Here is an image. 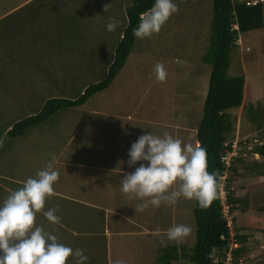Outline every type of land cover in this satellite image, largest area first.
I'll list each match as a JSON object with an SVG mask.
<instances>
[{"label": "rangeland", "instance_id": "1", "mask_svg": "<svg viewBox=\"0 0 264 264\" xmlns=\"http://www.w3.org/2000/svg\"><path fill=\"white\" fill-rule=\"evenodd\" d=\"M130 3L131 0H0V73L4 72L3 80L0 78V178L7 176L22 182L29 177L35 178L37 172L46 167V161L49 163L52 155L56 157L59 153H62L59 157L62 162L74 158L77 161L84 155L81 160L110 168L118 166L114 163L121 159V168L131 173L140 163H146L141 161L129 167L128 152L134 141L130 138L122 141L121 148L114 145L119 141V135L110 129L119 126L117 119L106 118L103 113L85 118L91 109L129 112L134 105H138L139 113H146L149 103L153 102L151 108H158L156 113L160 115V122L168 124L175 119L172 113L176 104L180 106V112L185 109L184 106L187 108L191 105V111L184 110V117L176 119L177 127L182 120L187 123L176 129L182 132L178 138L187 144L189 136L184 135L187 130L183 128L195 130L198 125L211 71L209 65H203L202 58L209 46L212 0H175L179 11L169 18L159 34L143 39L135 37L124 67L108 88L92 95L85 105L59 110L43 123L28 128L22 136H7L15 122L38 114L45 101L52 98L76 99L88 86L104 78L120 35L126 28L125 9ZM108 4L110 6L104 9ZM262 7L263 27L239 36L237 46L230 54L227 71L230 77L245 78L243 106L230 110L237 119L232 139L234 142L255 139L256 145L264 143V0ZM110 18L120 22L113 32L106 30ZM157 62H162L166 69L164 82L156 80L154 67ZM180 94L183 100L176 103ZM79 120L86 121L81 126L80 135L86 137V144L81 145L79 140L72 139L63 149ZM122 122L119 123L123 124V129H127L125 121ZM87 127L89 132L85 133ZM108 128L109 131H106ZM165 131L171 135L174 132L162 124L149 132L162 135ZM191 135L192 144L195 145L196 137L194 133ZM89 140L93 145L88 144ZM234 165L236 175L226 173L224 178H231L229 189L234 191L235 196L248 200L249 210H237L232 214L224 212L226 220L230 221L228 225L233 237L229 243L231 250L226 254L231 261L225 260V264H264V158L251 154L245 156L243 164L236 162ZM75 168L60 164L54 167L60 175H64V172L73 173V176L77 172L75 176L79 177L88 175L86 170ZM1 182L11 190L17 189L13 187L15 183L6 184L0 179ZM222 183L226 187L227 182L224 180ZM76 184L79 190L76 192L79 197L76 198L83 202L85 199L79 195L82 183L72 182L74 188ZM225 187L223 192L226 194ZM2 192L0 185V206L5 199L4 196L2 200ZM60 193L65 195L68 191L61 190ZM122 197L125 194L114 195L110 209H122L119 205L124 200ZM68 206L67 213H72ZM194 206L195 199L180 198L172 205L162 203L159 208L149 206L144 211L132 210V216L128 215L130 219L125 221L130 228L129 224L135 220L142 230L153 228L167 231L174 225L183 224L191 228V233L179 242L168 240L167 232L163 231L153 237L146 234L137 236L139 241H145L146 246H143L144 250L138 246L133 248L134 257L127 252L125 263L146 264L150 259L155 260L158 253H153L154 247L166 249L182 245L185 252L190 253L196 239ZM235 235H247L246 242L238 244ZM149 240L153 244L151 247ZM237 247H242L243 253L234 262L231 251ZM140 252H143L142 257L139 256ZM113 256L121 258L123 249L113 250ZM105 262L103 257L98 264ZM154 264L161 263L158 261ZM171 264L192 262L181 259Z\"/></svg>", "mask_w": 264, "mask_h": 264}, {"label": "clouds", "instance_id": "2", "mask_svg": "<svg viewBox=\"0 0 264 264\" xmlns=\"http://www.w3.org/2000/svg\"><path fill=\"white\" fill-rule=\"evenodd\" d=\"M178 11L173 0H155L153 6L140 15L133 35L143 39L159 34ZM119 23L110 18L106 30L115 31ZM154 72L158 82L166 80L162 62L156 63ZM128 156L129 167L146 162L121 179V191L129 199L142 201L136 211H144L149 206L159 208L162 203L172 205L180 198L195 199L207 206L216 196L218 173L208 171L207 150L199 143L185 144L167 131L162 135L147 132L131 145ZM51 159L55 161V155ZM58 179L59 172L49 162L35 178H27L22 187L11 191L4 199L0 206V264H66L69 257L76 258L75 264H85L88 260L82 249L73 250L60 243L56 235L36 225V215L44 209L46 199L55 195L53 185ZM56 211H43L50 224L60 223ZM156 231L159 234V229ZM190 233L189 226L174 225L167 230V238L179 242ZM114 264H123V261L117 260Z\"/></svg>", "mask_w": 264, "mask_h": 264}, {"label": "trees", "instance_id": "3", "mask_svg": "<svg viewBox=\"0 0 264 264\" xmlns=\"http://www.w3.org/2000/svg\"><path fill=\"white\" fill-rule=\"evenodd\" d=\"M249 1V0H248ZM155 0H131L126 7L127 25L120 35L114 50L111 64L107 68L104 78L90 86L76 99L52 98L44 102L40 112L34 116L15 122L7 132L8 137L22 136L33 126H37L64 108L82 106L92 95L108 88L116 75L124 67L134 44L133 30L138 26L140 15L148 11ZM260 2L256 5H247V0H212L213 18L210 25L209 46L202 58V62L211 68L205 100L202 105V116L196 127V140L207 150L208 171L217 172V192L215 198L207 206H202L195 200V243L190 253L185 252L182 245L171 246L160 251L159 262L171 264L173 261L188 259L192 264H225L226 254L230 243V227L223 212L221 200L218 197V188L221 177L225 173L236 175L235 163L243 164L245 157H236L229 166L221 160L231 151L233 144L232 133L236 129V117L230 110L243 106L245 78L243 76H228L230 54L236 48V41L240 35L261 29L263 27V7ZM233 25L237 28L234 29ZM251 150L247 155L264 158V143L255 139L247 140ZM241 145V142H239ZM230 177L225 179V202L227 213L237 210H249L248 200L237 197L229 189ZM263 209V208H262ZM264 210V209H263ZM234 217H232L233 219ZM238 244L247 240V235H235ZM243 253L242 247L231 251L232 260L237 262ZM216 260V261H215Z\"/></svg>", "mask_w": 264, "mask_h": 264}, {"label": "crops", "instance_id": "4", "mask_svg": "<svg viewBox=\"0 0 264 264\" xmlns=\"http://www.w3.org/2000/svg\"><path fill=\"white\" fill-rule=\"evenodd\" d=\"M173 2H175V0H173ZM18 10L19 8L16 11ZM13 63H15V61ZM13 63L12 65H14ZM182 63H185V62H182ZM10 64L11 62L8 63L9 67H10ZM203 65H206V64L203 63ZM0 69H2V67H0ZM3 75H4V72L0 73L1 80H3V77H4ZM208 79H209V76L207 80ZM1 91L2 90L0 89V92ZM176 95H179V94L176 93ZM178 100L179 101L183 100L182 94H180V96L176 98V103L178 102ZM204 100H205V97L203 99V102ZM85 103L83 105H85ZM152 104L154 103L153 102L149 103L147 107V110L149 111H147L146 113L145 112L139 113L141 112L139 110L140 107L138 105H134V108L132 110H129V112L124 111V110L122 112L118 110H115V111L108 110V111L100 112V110L91 109L89 110L87 114H85L84 117L85 118L89 117V115L98 116L103 113V115L106 118L111 117L113 119H117L119 126H117L116 128H112L110 130L116 132L119 135L118 136L119 141L117 140L118 142L114 144L117 147H119L120 145L119 148L123 146V144H121L122 141H127L130 138L132 141L136 142L138 137H140L143 134H146L147 132L150 131V129H155V127L157 126L161 127V124L164 125L165 128L172 129L174 131L172 134L175 137H178L179 133L182 134L181 131L180 132L176 131V129L178 128L180 129L182 126L186 125L187 123L184 122L183 120L182 121L180 120L181 122H179V127H177L178 124L176 125V119L184 117L182 112L184 110L186 111L190 110L192 106L188 105L187 108L186 106H184L185 109L182 112H180L181 108L180 106L176 104L174 106L173 113H172L175 118L172 121L173 123L171 122V123L165 124V123L160 122L161 120L160 115L156 113V111H158V108L157 110L155 107L151 108ZM0 107L2 108V106ZM153 115L156 117L153 118ZM122 120L125 121L127 125V129H123L122 127L123 124L121 125L119 123V122H122ZM84 124H86L85 120H79L77 122L78 126L77 128H75L76 130L74 129V131L72 132V136L69 137L68 140H66L65 144L63 145L64 147L63 149H65V145H67L72 139H76V141L79 140L81 145L86 144V141H87L86 137L80 136L81 130H82L81 126ZM6 129L4 131H6ZM183 129L187 130V134L185 133L184 135L189 136L187 144L189 143L192 144L191 134L194 133L195 135L196 129L195 130L193 129L191 130L190 128L189 129L183 128ZM107 130L109 131V128L106 129V131ZM88 132L89 130L87 127L85 133H88ZM122 134L124 136H122ZM91 143L92 142L89 140L88 144H91ZM197 143H198L197 140H195V144ZM111 145L113 147V143ZM119 148L117 150H120ZM78 149L80 151V148ZM60 156H62V153H59L58 156L55 157L56 158L55 161H52V160L50 161L53 164V168L58 164H60L61 166H66L67 168L76 167L77 169L86 170L88 172V175H85V177L84 176L79 177L77 175L75 176L77 172L74 174V176H73V173L72 175L67 174L65 172L63 173L64 175L59 174L58 181L53 185L55 195L47 198L44 209L42 210V212L37 213L36 225L43 227L46 232L56 235L60 243H63L66 246L71 247L73 250L82 249L84 254L88 257V260L86 261V263L98 264V262L101 261L103 257H105V261H106L105 264H114V262L117 260L123 261V264H124L126 262V260L124 259V256L127 252L131 256L133 254L132 252L133 248H136L138 246L139 248L144 250L143 246H146L145 241L144 240L139 241L138 240L139 237L137 238V236L146 234V235L153 237V236L159 235L162 231L167 232L166 230H162V231L159 230V234H157V231L154 230L153 228H149L148 230H142L135 223V220H133L134 223L129 224L131 225V228L128 226L127 223H125V221H128L130 219L129 216L131 215L132 210H136L137 205L142 202L140 200L138 201L136 198L129 199L128 196L125 194V197L121 198V199H124L123 202L119 204L122 209H110V206L112 204L111 203L112 198L114 197V195H117V193L124 195V193L121 191V185H120L121 179H123L125 174L131 173L130 170L127 171L126 168H121L120 162H119L121 161V159H118L117 164L116 162L114 163V165H118L120 167L116 166L115 168H110L108 165H104V166L97 165L96 166V164H93V165L89 164L88 163L89 160L87 161L81 160L82 157H84V155H81L79 158H77V161H75L76 159L74 158L73 160H70L68 162L60 161L61 159L59 158ZM116 156L119 157V155H116ZM47 164L48 163L46 161V165ZM21 166H23V164H21ZM29 172H30V169H29ZM90 173H94V174H90ZM0 179L4 180V183L6 184L8 182L12 184L15 183L16 185L13 186L14 189L16 188L18 189L22 187V184H23L22 181H17L7 176H5L4 179L3 178H0ZM78 181L82 183L80 185L81 189H80L79 195H82L83 198L85 199L83 200V202H81L82 200H79L78 198H76L78 196L77 195L78 193L76 192H79V190H77L78 184L75 185V188L73 187L74 185H72V182L78 183ZM60 182H63V184L59 185ZM65 182H67L66 185L64 184ZM2 184L3 182H1L0 184L3 187V192H4V193L3 192L1 193L2 200H3L4 196L6 198L9 195V193L14 190L13 189L11 190L10 188H8V185H2ZM61 190H66L68 191V193L63 195L62 193H60ZM0 202H1V199H0ZM66 205H69L68 208L70 211H72V213H67ZM49 209H57V211L55 212V215L61 218L59 224H50L46 220V218L43 216V211H47ZM128 211L130 212V214H128ZM65 215L68 217V219H66ZM137 215H135L134 217L140 218ZM138 218L136 220H138ZM142 231H144V233ZM126 238H130V239L128 240ZM152 245L153 244L150 241V247ZM124 247H127L128 249H125ZM120 249H123V256L121 257L122 259L116 258L115 256H113V250H120ZM153 249H154L153 253H158V257H156L155 260L154 259L148 260L146 264H154L158 262L159 257H160V251L164 248L159 247L157 249L156 247H154ZM141 255H143V252H140L139 256ZM130 256L128 257V260L130 259ZM75 260H76L75 257H69L66 264H75Z\"/></svg>", "mask_w": 264, "mask_h": 264}, {"label": "built area", "instance_id": "5", "mask_svg": "<svg viewBox=\"0 0 264 264\" xmlns=\"http://www.w3.org/2000/svg\"><path fill=\"white\" fill-rule=\"evenodd\" d=\"M260 2H263V0H249V1H247V5L253 6V5H256ZM233 28L236 29L237 26L233 25ZM239 142H241V145H239ZM251 148H252L251 145L248 144L246 139L241 140V141H235V142H233V144L231 146V151L229 153H227L226 155H224L221 160L225 163L226 166H229L234 158L240 157V156L245 157L246 152L248 150H251ZM225 175L226 174L222 175V177H221V183H220L219 188H218V190H219L218 197L221 200V204L223 206V212L226 213L227 212V205L225 202V200H226L225 195L226 194L223 192L224 191V185L222 183L225 180V178H224ZM228 222H230V221H228ZM228 259L230 260L231 258L228 257V255H227L226 260H228Z\"/></svg>", "mask_w": 264, "mask_h": 264}]
</instances>
